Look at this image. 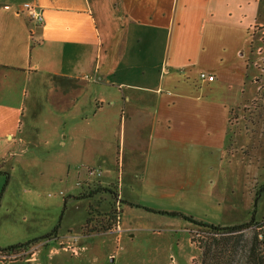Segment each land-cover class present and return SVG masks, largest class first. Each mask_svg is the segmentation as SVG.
<instances>
[{
    "label": "crops",
    "instance_id": "1",
    "mask_svg": "<svg viewBox=\"0 0 264 264\" xmlns=\"http://www.w3.org/2000/svg\"><path fill=\"white\" fill-rule=\"evenodd\" d=\"M24 4L41 13V25L21 10ZM15 25L21 43L5 57L21 62L25 89H48L56 153L105 138V116L118 124L122 152L102 168L118 171L116 189L127 205L223 227L245 224L252 214L264 221L262 174L241 204L229 199L234 167L242 163L230 149V112L249 97L264 0H0V45ZM200 72L214 81L200 82ZM238 206L242 216L224 221L226 209ZM121 220L117 241L124 237ZM180 223L178 230L189 231ZM55 244L62 240L33 251L24 264H56L62 258Z\"/></svg>",
    "mask_w": 264,
    "mask_h": 264
},
{
    "label": "rangeland",
    "instance_id": "2",
    "mask_svg": "<svg viewBox=\"0 0 264 264\" xmlns=\"http://www.w3.org/2000/svg\"><path fill=\"white\" fill-rule=\"evenodd\" d=\"M17 32V25L8 26L0 45V248L40 238L43 229L51 227L57 231L55 241L62 240V244L52 246L62 258L55 260L56 264H188L190 256L194 259L189 264H194L199 256L196 228L181 219L148 212L144 206L121 205L123 239L117 241L121 230L112 229L81 235L89 206L106 213L112 200L100 194L73 198L89 191L92 181L105 187H116L120 182L117 170L106 173L102 168L117 152L119 156L122 152L120 139L114 138L118 124H110L104 116L108 124L105 138H88V144L77 143L69 153H56L48 89L31 90L29 85L25 89L24 77L18 71L21 62L10 54L8 60L5 57L9 48L21 43ZM261 36L258 45L251 46L246 87L249 97L230 112V136L234 139L230 149L234 160L242 161L233 170L229 199L234 205L241 204L254 190L261 174L264 179V33ZM125 146L127 155V143ZM125 193L128 197L137 195L130 189ZM103 197L106 198L102 200ZM238 207L232 211L227 208L223 220L231 223L240 218L244 209ZM180 222L189 231L178 230ZM125 228L130 232L125 234ZM66 235L71 238L62 239ZM67 240L69 246L65 249ZM47 245L41 242L21 254L0 255V261L24 264L33 251Z\"/></svg>",
    "mask_w": 264,
    "mask_h": 264
},
{
    "label": "trees",
    "instance_id": "3",
    "mask_svg": "<svg viewBox=\"0 0 264 264\" xmlns=\"http://www.w3.org/2000/svg\"><path fill=\"white\" fill-rule=\"evenodd\" d=\"M90 187L89 191L79 193L73 199H86L88 196L100 194L108 196L112 201L109 203L110 208L106 213H101L97 208L89 206L86 219L81 227L82 236L109 232L114 226L119 225L122 213L121 205L125 203L119 199L115 186L103 187L97 184L93 185V188ZM129 206L141 208L133 204H129ZM142 208L148 212L179 218L196 228L197 236H199L197 240L199 256L194 264H264V221L256 222L253 214L249 222L245 224L222 227L180 212ZM56 233V228H54L40 238L0 248V255L10 257V255L21 254L38 243H52L56 239Z\"/></svg>",
    "mask_w": 264,
    "mask_h": 264
},
{
    "label": "built area",
    "instance_id": "4",
    "mask_svg": "<svg viewBox=\"0 0 264 264\" xmlns=\"http://www.w3.org/2000/svg\"><path fill=\"white\" fill-rule=\"evenodd\" d=\"M21 10L26 14V16L35 24V25H41L43 23V17L41 15V13L39 11H37V9L30 5V4H24L21 7ZM198 80L200 82H208L211 83L214 81V77L211 75H208L204 72H200L198 74ZM112 232H119V225L117 224L116 226H114L111 230Z\"/></svg>",
    "mask_w": 264,
    "mask_h": 264
}]
</instances>
